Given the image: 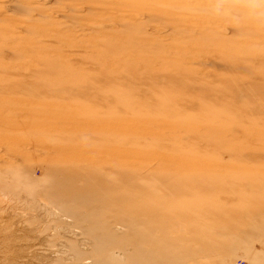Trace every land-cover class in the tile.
Segmentation results:
<instances>
[{
  "label": "rangeland",
  "instance_id": "1",
  "mask_svg": "<svg viewBox=\"0 0 264 264\" xmlns=\"http://www.w3.org/2000/svg\"><path fill=\"white\" fill-rule=\"evenodd\" d=\"M0 264H264V0H0Z\"/></svg>",
  "mask_w": 264,
  "mask_h": 264
},
{
  "label": "bare ground",
  "instance_id": "2",
  "mask_svg": "<svg viewBox=\"0 0 264 264\" xmlns=\"http://www.w3.org/2000/svg\"><path fill=\"white\" fill-rule=\"evenodd\" d=\"M131 5V4H130ZM121 10V9H120Z\"/></svg>",
  "mask_w": 264,
  "mask_h": 264
}]
</instances>
